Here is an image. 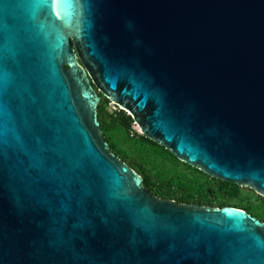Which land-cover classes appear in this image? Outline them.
I'll return each mask as SVG.
<instances>
[{
  "label": "water",
  "instance_id": "obj_1",
  "mask_svg": "<svg viewBox=\"0 0 264 264\" xmlns=\"http://www.w3.org/2000/svg\"><path fill=\"white\" fill-rule=\"evenodd\" d=\"M264 197V0H0V264H264V223L155 197L102 96Z\"/></svg>",
  "mask_w": 264,
  "mask_h": 264
},
{
  "label": "trees",
  "instance_id": "obj_2",
  "mask_svg": "<svg viewBox=\"0 0 264 264\" xmlns=\"http://www.w3.org/2000/svg\"><path fill=\"white\" fill-rule=\"evenodd\" d=\"M110 103L102 96L99 105L102 134L111 152L142 176L145 187L155 197L184 204L254 210L252 205L239 203L244 199L241 186L212 178L181 162L165 147L134 132L135 121L128 112L118 106L116 111H108ZM210 182L214 184L206 185Z\"/></svg>",
  "mask_w": 264,
  "mask_h": 264
},
{
  "label": "flooded vegetation",
  "instance_id": "obj_3",
  "mask_svg": "<svg viewBox=\"0 0 264 264\" xmlns=\"http://www.w3.org/2000/svg\"><path fill=\"white\" fill-rule=\"evenodd\" d=\"M246 193H248V195L244 193L242 197L246 199L249 202V204H253L252 207H254V210L252 211L253 213L250 211H246L244 209L242 210L246 211L247 213L251 214L252 216L256 217L257 219H259L261 222L264 223V208H263L264 197L250 188H247ZM256 212H260V214L256 215L255 214Z\"/></svg>",
  "mask_w": 264,
  "mask_h": 264
},
{
  "label": "rangeland",
  "instance_id": "obj_4",
  "mask_svg": "<svg viewBox=\"0 0 264 264\" xmlns=\"http://www.w3.org/2000/svg\"><path fill=\"white\" fill-rule=\"evenodd\" d=\"M107 109H108V111L113 112V111H116V106H113V105L109 104L107 106ZM133 131L136 132V133H139L140 135H142L141 134V132H142L141 128L136 123L133 125ZM213 184H214L213 182H210V183H207L206 185H213ZM242 188H243L242 189L243 192L248 195V193H246L247 188H245V187H242ZM250 195H251V193H250ZM239 203L242 204V205H253V204H249V202L246 199H240Z\"/></svg>",
  "mask_w": 264,
  "mask_h": 264
},
{
  "label": "built area",
  "instance_id": "obj_5",
  "mask_svg": "<svg viewBox=\"0 0 264 264\" xmlns=\"http://www.w3.org/2000/svg\"><path fill=\"white\" fill-rule=\"evenodd\" d=\"M110 105L116 106V105H115L114 103H112V102L110 103ZM116 107H117V106H116ZM116 109H117V108H116Z\"/></svg>",
  "mask_w": 264,
  "mask_h": 264
}]
</instances>
